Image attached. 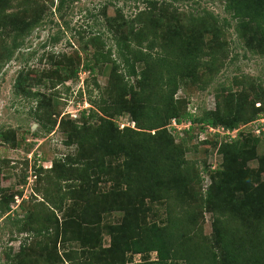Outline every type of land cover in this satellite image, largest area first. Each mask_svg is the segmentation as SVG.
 Segmentation results:
<instances>
[{
	"label": "rangeland",
	"instance_id": "rangeland-1",
	"mask_svg": "<svg viewBox=\"0 0 264 264\" xmlns=\"http://www.w3.org/2000/svg\"><path fill=\"white\" fill-rule=\"evenodd\" d=\"M223 1L70 0L58 11L54 9L56 0H14L9 8L4 6L7 20L18 17V12L26 6L28 14H41L42 19L8 60H3V55L4 45L10 39L0 36V200L11 209L8 218L0 215V264H130L156 259L154 251L135 253L130 247L114 241L115 228L123 218L118 210L95 214L101 218L97 221L91 219L89 213L79 216L84 210L78 205L68 206L71 199L60 209L48 208L50 203L48 206L41 202L46 190L56 197L50 183L52 162L63 160L67 155L79 157L82 152L86 155L84 151L77 154L75 144L64 143L72 124L81 123L91 110L104 117L98 108L103 104L100 99L107 102L113 95L115 77H109V65H96L93 73L83 68V62L93 50L87 39L98 32L105 45L111 47L113 57L114 30L120 32L132 23L147 29L158 25V33L165 37L163 43L175 45L172 34L187 31L184 25H188L189 13L205 10L215 15L216 33L204 34V41L210 46L198 62L189 64L173 99L180 113L193 111L198 114L201 109H212L219 97L232 93L233 103L242 104V112L247 116L257 109L259 112L232 130L224 126L212 127L197 138H190L183 132L185 124L174 125L171 121L166 127L173 134V142L182 148L187 164L193 165L189 177L194 196L198 191L204 192L210 183L209 175L215 174L219 167L221 143L235 142L239 148L244 147L241 142L244 140L253 158L245 160L240 169L246 183L258 188L257 198H261V207H264V56L250 53L243 47L242 39L234 31L235 20L224 11ZM73 70L75 74L70 73ZM65 73L70 74L65 76ZM20 79L25 80L16 86ZM34 112L50 127L49 132H44L35 122L31 115ZM110 119L118 130L125 126L135 127L126 112ZM231 153L230 157L234 156L230 159L231 169L236 173L244 159L237 149ZM203 167H207L206 171ZM223 179L226 181L225 176ZM109 185L110 182H100L97 187L106 191L102 189ZM183 200L192 215L195 231L189 233L192 237L185 244L191 250L197 247L200 251L213 235V213L191 196ZM145 204L150 207L147 220L163 224L168 213L167 204L147 201ZM11 218L21 223L23 219L25 226L31 228L41 221H46L43 223L46 225L49 220V235L39 237L32 231L17 233ZM57 228L59 231L53 232ZM118 239H127L123 243L126 244L130 236L120 235ZM21 240L24 241L22 251L19 250ZM166 264L186 263L184 259H177L168 260Z\"/></svg>",
	"mask_w": 264,
	"mask_h": 264
},
{
	"label": "trees",
	"instance_id": "trees-1",
	"mask_svg": "<svg viewBox=\"0 0 264 264\" xmlns=\"http://www.w3.org/2000/svg\"><path fill=\"white\" fill-rule=\"evenodd\" d=\"M13 1L0 0V36L10 39L4 45L3 60L10 58L42 19L41 14H28L29 7L26 6L18 12L19 18L13 16L7 20L4 6L9 8ZM68 1L56 0L54 9L58 11ZM223 2L224 11L235 20L234 31L242 39L243 47L250 53L264 56V2ZM186 18L187 31L180 28L181 32L172 34L175 45L163 43L165 37L158 33V25L147 29L133 23L120 32L114 30L113 57L111 47L105 45L98 32L87 39L93 50L83 62V68L93 73L94 66L109 65V77H115L113 95L107 102L100 99L103 104L98 108L104 117L91 110L81 123L72 124L64 143L75 144L77 154L84 151L86 155H82L83 152L79 157L67 155L63 160L52 162L50 183L56 197L46 190L41 202L42 205L50 203L48 208L60 209L67 199H71L68 206L78 205L84 210L79 216L89 213V217L97 221L101 219L95 216L97 213L122 212V223L115 228L114 241L130 247L135 253L154 251L156 254L155 260L130 264H166L168 260L177 259H184L186 264H264V210L261 209L264 207H261V198H257L258 188L246 183L240 169L245 160L253 158L246 142L241 140L244 147L240 149L235 142L221 143L219 167L215 174L209 175L210 183L204 192L198 191L194 196L189 177L193 165L187 164L182 148L173 142V134L166 127L171 121L177 125L185 124L183 132L190 138H197L209 127L224 126L232 130L259 112L257 109L247 116L242 112V104L233 103L234 94L230 93L216 99L212 109H201L198 114L193 111L180 113L173 95L182 76L188 72L189 64L198 62L200 55L209 48L204 34L216 33L217 23L215 15L205 10L189 13ZM55 68L58 69V65ZM24 80H18L16 86ZM121 112L129 114L134 128L117 129L110 118ZM31 115L44 132L51 130L36 112ZM234 149L244 159L236 173H232L230 163ZM206 169L203 167L202 170ZM100 182H110L102 189L106 191L99 190L97 184ZM189 196L213 213V235L200 251L197 247L191 250L185 244L192 237L189 233L195 232L192 215L183 200ZM172 199L174 201L170 203ZM146 201L167 204L168 213L163 224L147 220L150 207L146 206ZM260 210L263 212L259 213ZM10 211L9 204L0 200V215H5L6 219ZM11 221L17 233L32 231L39 237L49 235V220L46 225L43 224L46 221L39 222L35 229L26 227L23 219L22 223L17 218H11ZM57 231L59 228L53 230ZM125 234L130 240L123 244L127 239L118 237ZM23 240L19 243L21 251Z\"/></svg>",
	"mask_w": 264,
	"mask_h": 264
},
{
	"label": "built area",
	"instance_id": "built-area-1",
	"mask_svg": "<svg viewBox=\"0 0 264 264\" xmlns=\"http://www.w3.org/2000/svg\"><path fill=\"white\" fill-rule=\"evenodd\" d=\"M172 124H174V122L172 121ZM175 125V124H174ZM213 128L212 127H209L208 128V130L210 131V130H212Z\"/></svg>",
	"mask_w": 264,
	"mask_h": 264
}]
</instances>
